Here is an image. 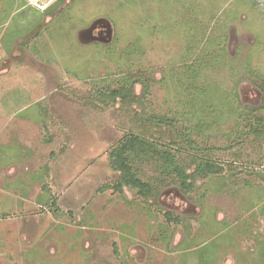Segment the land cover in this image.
<instances>
[{
  "label": "rangeland",
  "instance_id": "374dc122",
  "mask_svg": "<svg viewBox=\"0 0 264 264\" xmlns=\"http://www.w3.org/2000/svg\"><path fill=\"white\" fill-rule=\"evenodd\" d=\"M54 1L0 0V264H264V144L251 136L201 141L223 149L192 154L210 152L224 172L197 180L189 197L164 187L148 209L129 188L100 190L115 180L106 153L116 136L134 116L172 105L161 80L180 40L205 35V49L216 54L221 46L214 45L225 44L237 66L238 100L259 107L262 95L247 76H264V0ZM96 20L105 26L90 34ZM139 37L145 55L126 60L127 69L116 57ZM139 71L152 82L141 103L97 96V87L116 86L122 72ZM227 75H207L199 95L221 131L235 125ZM140 91L135 84L134 94ZM15 103L26 105L16 117L5 109ZM178 156L190 165L188 151ZM50 196L51 209L38 201ZM166 210L182 224L166 223Z\"/></svg>",
  "mask_w": 264,
  "mask_h": 264
},
{
  "label": "trees",
  "instance_id": "16d2710c",
  "mask_svg": "<svg viewBox=\"0 0 264 264\" xmlns=\"http://www.w3.org/2000/svg\"><path fill=\"white\" fill-rule=\"evenodd\" d=\"M66 1L68 4H75L81 0H55L54 5L57 3L61 5ZM192 28L187 27L186 31H193ZM198 33L202 34L201 30H198ZM204 40H206L205 35L192 44L180 40L178 51L167 61L168 71L162 73L161 80V84L169 88L167 96L171 98L172 105H167L164 112L151 110L142 117L134 116L136 120L133 121L132 126L122 135L116 136L106 153L108 167L115 173V180L111 184L102 186L100 188L102 192L105 189H112L123 194L124 188H129L143 199L149 209L150 204L147 201L157 198L164 187L176 186L189 197L197 189L195 184L197 180L223 174V164L210 153L212 150L223 148L206 147L200 143L201 141L204 142L210 136L214 138L221 133L225 138L233 136V142L241 143L242 140L251 136L254 141L264 144V76L262 74L260 77L254 76L252 72L242 68L243 71L248 72V81L262 95L259 107L251 108L243 105L238 100L236 92L239 81H233L237 66L233 64L234 59L229 57L226 45L222 43L214 45V47L221 46L220 53L216 54L213 49L210 51L205 49ZM118 46L116 45V48ZM145 52V40L139 37L136 43L129 45L122 57L118 55L116 59L123 58L125 68L128 69L130 65L127 61L130 57L143 56ZM200 56L203 58H199ZM221 72H227L229 81L233 83L230 92L227 91V97L231 104L230 116H234L235 123L231 129L223 131L220 130V124L209 123V113L203 111V98L199 96L203 92L202 86L207 80V75L215 74L218 77ZM122 75L119 83L114 87L111 85L97 87V96L103 98L104 103L107 104L110 101L119 102L125 106L135 102L141 103V99H145L150 94V83H152L150 73L139 71L135 74H123L122 72ZM135 84L141 87L138 95L134 94ZM141 111L147 112L144 107H141ZM44 114L45 111L40 115L42 123ZM210 130L213 133L209 134ZM229 147L231 145L224 146V149ZM202 149L211 151L205 152L204 155L192 154ZM187 151L192 157L190 165L180 160L178 156ZM27 154H30V151L27 150ZM49 170V167L45 165L44 174H47ZM38 201H43V204L49 205L50 209L54 208L53 196H50L49 200L39 199ZM162 215L168 224H182L184 220L182 216L168 210L163 211Z\"/></svg>",
  "mask_w": 264,
  "mask_h": 264
},
{
  "label": "crops",
  "instance_id": "0c3cea01",
  "mask_svg": "<svg viewBox=\"0 0 264 264\" xmlns=\"http://www.w3.org/2000/svg\"><path fill=\"white\" fill-rule=\"evenodd\" d=\"M36 103V102H35ZM18 105H21L20 103H15V104H13L12 105V107L10 108L9 107V105L7 106V108H5L6 110H8V111H12L13 112V115L16 117V115L18 114V112H21V110L26 106V105H24V104H22L21 105V107H19ZM10 109V110H9ZM41 113H42V109L41 108H39V117H40V115H41ZM30 118H24L23 120L24 121H28V122H30L31 120H29ZM32 123H35V122H33V120L31 121ZM42 121H40L39 123H41ZM41 204H43V203H41ZM186 239V238H185Z\"/></svg>",
  "mask_w": 264,
  "mask_h": 264
},
{
  "label": "flooded vegetation",
  "instance_id": "af4514ba",
  "mask_svg": "<svg viewBox=\"0 0 264 264\" xmlns=\"http://www.w3.org/2000/svg\"><path fill=\"white\" fill-rule=\"evenodd\" d=\"M53 3H54V2H53ZM95 22H96V27H97V26H103V27L105 26V24H102V23L104 22V20H96ZM106 28L109 30V28H108L107 25H106ZM107 29H105V33H106V34H109ZM96 30H97V28H96ZM102 31H104V30H99V31H97V33H96V34H97L96 37H98L99 39H100V38L103 39V37H104V35H105L104 33H102ZM85 35H86V34H85ZM86 37H89V35L87 34Z\"/></svg>",
  "mask_w": 264,
  "mask_h": 264
},
{
  "label": "water",
  "instance_id": "95a60500",
  "mask_svg": "<svg viewBox=\"0 0 264 264\" xmlns=\"http://www.w3.org/2000/svg\"><path fill=\"white\" fill-rule=\"evenodd\" d=\"M95 25H96V22L92 23V24L90 25V27H89L86 31H88V32L91 34L92 29L95 27ZM88 35H89V34H88Z\"/></svg>",
  "mask_w": 264,
  "mask_h": 264
}]
</instances>
